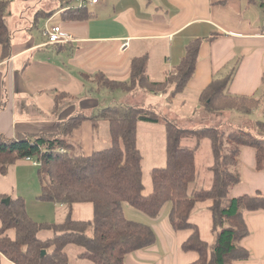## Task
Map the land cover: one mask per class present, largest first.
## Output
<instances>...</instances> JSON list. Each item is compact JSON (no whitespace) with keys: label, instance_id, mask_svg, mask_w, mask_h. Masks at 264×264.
Instances as JSON below:
<instances>
[{"label":"crops","instance_id":"0c3cea01","mask_svg":"<svg viewBox=\"0 0 264 264\" xmlns=\"http://www.w3.org/2000/svg\"><path fill=\"white\" fill-rule=\"evenodd\" d=\"M7 1L5 20L8 14L13 49L12 56L3 60L0 47L2 136L17 139L25 135L57 134L60 124L79 110L99 112L114 106L116 104L111 105L109 99L103 102L99 96L102 91L95 90L93 78L83 79L82 76L103 73L112 81L127 82L133 58L149 55V76L154 82H162L166 74L180 64L186 46L194 40H202L200 58L182 95L192 94L199 99L213 79L233 74L229 94L259 98L261 105L264 104V0H103L92 9L82 7L88 10L90 18L80 20L67 15L70 10L79 8L72 0ZM56 26L76 41L66 45L50 44L46 30ZM212 36L216 38L210 41ZM127 40L130 46L122 51ZM156 61L162 65H157ZM58 93L72 97L61 101L56 114L55 95ZM128 96L133 102L134 96ZM123 103L131 105L124 100ZM252 116L264 120L262 109L254 110ZM247 118L239 114L229 116L237 125ZM70 141L89 156L99 151L100 144H110L108 123L84 122ZM37 168L30 160L10 166L6 176L0 174V195L10 199L21 197L27 206L30 203L34 208H44L48 217H34L38 222H62L66 213L64 206L38 199ZM238 170L241 182L232 188L230 195L264 196V170L257 169L253 148L241 149ZM195 189L203 187L195 182L190 185L189 194ZM212 206L211 200L198 203L189 219L209 248L216 238ZM171 209L168 203L157 219H151L124 204L126 217L149 225L157 237L153 246L129 255L126 264H194L199 259L198 253L183 250L194 230H174L169 219ZM92 218V205H74V219ZM244 220L249 235L241 247L249 253V258L236 259L233 264H264V210H246ZM38 236L46 240L52 232L42 231ZM0 264L14 263L1 255Z\"/></svg>","mask_w":264,"mask_h":264},{"label":"trees","instance_id":"16d2710c","mask_svg":"<svg viewBox=\"0 0 264 264\" xmlns=\"http://www.w3.org/2000/svg\"><path fill=\"white\" fill-rule=\"evenodd\" d=\"M7 10L8 1L0 0L3 60L12 56L13 49V33L5 20ZM69 13L72 19L90 18L88 10L83 8H74ZM215 38L212 36L210 41ZM201 44L202 40L190 42L180 64L168 72L162 82H154L149 76V55L133 58L127 82L112 81L103 73L82 76L83 79L93 78L97 92L123 91L133 95L131 105H114L99 112L79 110L61 123L59 132L53 135L42 133L17 139L0 135V174L6 176L10 166L19 161H33L38 166V199L66 209L62 222H38L30 216L24 198L0 195V257L3 255L14 264H71L68 248L76 246L82 248L77 255L81 261L126 264L129 255L153 246L157 237L149 225L129 220L124 204L157 219L170 203L169 219L173 229L194 230L183 245L184 251L199 254L194 264H233L236 259L249 258V253L241 247L249 235L244 211L264 210V196L232 197L230 193L241 182L238 164L242 148H253L257 169L264 170V120L250 117L256 109H262L264 114L262 100L229 94L232 74L213 79L199 95L200 111L208 119L221 117L215 125L207 120L204 127L185 129L161 116L153 106L146 105L150 94L168 97L167 101L172 103L186 91L196 72ZM67 97L72 96L55 95L54 113L60 111L61 101ZM231 112L248 118L241 125L234 124L229 119ZM96 120L108 123L110 147L85 156L77 144L71 143L70 137L84 122ZM139 122L163 124L167 130L166 166L152 170V192L148 195L144 193L142 154L138 148ZM189 138H195V147L183 145ZM205 139L210 141L213 153L209 168L212 186L189 194L190 185L197 180V149ZM208 200L213 201L216 238L212 248L201 241L198 229L189 223L196 205ZM77 204L92 205L93 218L74 219ZM42 231H51L52 236L41 240L38 235Z\"/></svg>","mask_w":264,"mask_h":264},{"label":"rangeland","instance_id":"374dc122","mask_svg":"<svg viewBox=\"0 0 264 264\" xmlns=\"http://www.w3.org/2000/svg\"><path fill=\"white\" fill-rule=\"evenodd\" d=\"M73 5L79 6V0H72ZM92 9L94 6L87 5ZM8 14L6 23H8ZM9 25V23H8ZM157 65H162L160 61L155 62ZM145 93V92H144ZM143 94V93H142ZM103 102L107 99L111 101V105H121L126 103L132 104L128 99V93L118 91L112 93L109 90H103L99 95ZM143 96V95H142ZM160 96V97H159ZM152 95L147 97V106H153L157 109L158 113L171 121L178 123L181 127L189 130L199 129L205 126V121H210L212 125L220 122L221 117H213L208 119L207 115L200 111L198 97L192 94L178 95L172 103L168 102V97L162 95ZM184 101L187 103L184 104ZM106 104V103H105ZM231 114H239L244 116L242 113L231 112ZM224 116V115H223ZM254 118L253 116H250ZM227 118V117H226ZM234 119V118H232ZM255 119V118H254ZM225 129V128H224ZM138 148L142 154V167H143V182L145 185V194L148 195L152 192V177L151 173L153 169L163 168L166 166V147H167V130L163 124H152L146 122H139L137 129ZM185 147H195V138H189L183 142ZM110 147V144H100L98 150H103ZM210 141L205 139L199 145L197 149V180L196 184L201 185L203 188L208 189L212 186V173L210 166L213 163V155ZM35 164V163H34ZM258 195V194H256ZM29 214L32 218L36 217L39 219H46L48 214L46 210L34 208V204L28 203ZM63 211V209H61ZM62 216V215H61ZM63 217V216H62ZM57 218L55 217V220ZM61 219H64L61 218ZM13 237L14 232H10ZM82 251V248L76 246H70L68 253L71 258V264H92L88 261L78 259L77 255Z\"/></svg>","mask_w":264,"mask_h":264},{"label":"built area","instance_id":"2783aa9c","mask_svg":"<svg viewBox=\"0 0 264 264\" xmlns=\"http://www.w3.org/2000/svg\"><path fill=\"white\" fill-rule=\"evenodd\" d=\"M79 8L90 6H98L102 3L103 0H79ZM46 36L48 41L52 45H66L71 42H75L76 39L70 34L62 30L60 26L53 27L52 29L46 30ZM130 46L129 40L121 47L122 51H126ZM36 164V163H35ZM37 165V164H36Z\"/></svg>","mask_w":264,"mask_h":264},{"label":"water","instance_id":"95a60500","mask_svg":"<svg viewBox=\"0 0 264 264\" xmlns=\"http://www.w3.org/2000/svg\"><path fill=\"white\" fill-rule=\"evenodd\" d=\"M6 201H8V200H6Z\"/></svg>","mask_w":264,"mask_h":264}]
</instances>
